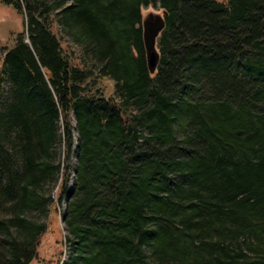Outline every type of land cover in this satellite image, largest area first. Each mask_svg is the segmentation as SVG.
Wrapping results in <instances>:
<instances>
[{"label": "trees", "instance_id": "1", "mask_svg": "<svg viewBox=\"0 0 264 264\" xmlns=\"http://www.w3.org/2000/svg\"><path fill=\"white\" fill-rule=\"evenodd\" d=\"M0 4L26 22L0 58V264L36 258L24 213L56 180L59 264H264V0Z\"/></svg>", "mask_w": 264, "mask_h": 264}, {"label": "rangeland", "instance_id": "2", "mask_svg": "<svg viewBox=\"0 0 264 264\" xmlns=\"http://www.w3.org/2000/svg\"><path fill=\"white\" fill-rule=\"evenodd\" d=\"M157 5H147L141 9V12H157ZM21 33V36L25 39L26 36V22L22 14L16 13L8 6H3L0 4V58L5 50L12 46L14 38ZM1 60V59H0ZM103 81L104 92L109 95L111 92L110 84L112 83L106 79ZM110 83V84H109ZM5 92L0 91V110L2 108V103L5 101ZM60 147L54 151V160L60 163ZM2 183V182H1ZM56 184L44 183L38 194L42 197L43 206L39 210H34L31 212H26L25 215L29 221V224L44 225L45 231L38 241L36 258L32 260L29 264H59L61 262H66L71 253V247L67 240V232L65 227L64 218L62 216L63 212V202L58 205H53L54 210H48L50 202L54 200V195L56 191ZM11 206H8L6 201L0 203V221H7L14 215ZM51 208V207H49ZM52 212V213H51ZM13 223V222H12ZM8 233H14V226L12 224L8 225ZM10 236V237H11Z\"/></svg>", "mask_w": 264, "mask_h": 264}, {"label": "water", "instance_id": "3", "mask_svg": "<svg viewBox=\"0 0 264 264\" xmlns=\"http://www.w3.org/2000/svg\"><path fill=\"white\" fill-rule=\"evenodd\" d=\"M156 55L154 52H151L148 56V67L150 69L151 72L154 71L155 68V64H156Z\"/></svg>", "mask_w": 264, "mask_h": 264}]
</instances>
